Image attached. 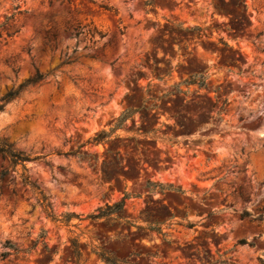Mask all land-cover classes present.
Segmentation results:
<instances>
[{
	"label": "rangeland",
	"instance_id": "374dc122",
	"mask_svg": "<svg viewBox=\"0 0 264 264\" xmlns=\"http://www.w3.org/2000/svg\"><path fill=\"white\" fill-rule=\"evenodd\" d=\"M12 15L0 102L45 78L0 139L46 157L26 162L37 189L0 156V254L28 250L0 264H76L72 239L80 264H264V0H0Z\"/></svg>",
	"mask_w": 264,
	"mask_h": 264
},
{
	"label": "trees",
	"instance_id": "16d2710c",
	"mask_svg": "<svg viewBox=\"0 0 264 264\" xmlns=\"http://www.w3.org/2000/svg\"><path fill=\"white\" fill-rule=\"evenodd\" d=\"M13 15L10 17H6V20L3 23H0V36H2L3 31H7V35L8 36H12L14 35L18 30H14V31H8L6 30L5 26L8 24V21L10 19H13ZM83 31L78 30L76 32V35L81 34ZM88 33L91 35H94L96 33H98L100 35V37H104V34L102 32H97L96 29L94 30H88ZM69 60L64 61L63 63H68ZM45 78V75L40 73L39 71L36 72V74L33 77H30L29 79H27L25 82L21 83L19 85L18 88L16 89H12L10 90L2 99L0 102V111L3 110L4 106L11 101L12 99H14L15 97H17L20 92L27 86L29 85H36L39 84L40 82H42V80ZM122 117L120 119V122L123 121ZM107 137V132L105 131H101L99 133H97L92 139L91 141L88 142H92L94 144H98V143H102L105 141V138ZM84 146V145H82ZM59 155H64V156H76V157H82L83 155L81 153H78V151L75 150H69L66 152H58ZM0 156L3 159H6L9 163V166L12 168L13 171H16L17 166H21L23 169V173L20 175V178L22 180V182L25 185H31L33 188H37V185L35 183H33L29 176L27 175V166H26V162L27 161H31V160H45L46 155H35V156H31L30 154H25L23 152L20 151H16L12 145L10 143H8L5 139H0ZM46 162V161H45ZM48 164V162H46ZM8 168L2 169L0 171V181L5 179L8 176ZM170 189H172V186H169ZM39 202L40 205L42 206L44 212L47 214L48 217L52 218V220L54 221H58V218H56V216L53 214L52 212V206L51 204L48 202L47 197L43 194L42 191H39ZM127 194H125L123 196V198L115 203L114 205H107V208H118V209H122L125 203V200L127 198ZM113 213V212H112ZM106 214H103L102 212V208L97 209L96 213H92L87 215V217L92 218V219H98L101 218L103 216H105ZM74 216H78V214H75L74 212L71 213H66L64 215V221L66 223H68L70 221V219ZM42 238H45V232H43ZM243 243H246L245 240L242 241ZM45 248H47V245L44 243ZM5 247L8 248V250L2 252L0 254L1 259H5L8 256L12 255V254H17L19 252H27L28 250H24V249H19L17 248L14 244L7 242L5 244ZM72 252L74 257L76 258V264H80V258L82 256L81 250H80V243L77 239H72ZM100 256L102 257V259L104 261H106L108 264H111V260L105 256V254L101 253Z\"/></svg>",
	"mask_w": 264,
	"mask_h": 264
}]
</instances>
